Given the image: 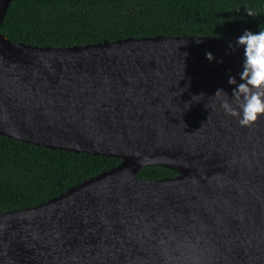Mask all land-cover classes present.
I'll use <instances>...</instances> for the list:
<instances>
[{
  "label": "water",
  "instance_id": "obj_1",
  "mask_svg": "<svg viewBox=\"0 0 264 264\" xmlns=\"http://www.w3.org/2000/svg\"><path fill=\"white\" fill-rule=\"evenodd\" d=\"M238 38L53 48L0 33V135L120 160L1 213L0 264H264V117L241 127L211 97L239 83ZM145 167L177 175L138 178Z\"/></svg>",
  "mask_w": 264,
  "mask_h": 264
},
{
  "label": "trees",
  "instance_id": "obj_2",
  "mask_svg": "<svg viewBox=\"0 0 264 264\" xmlns=\"http://www.w3.org/2000/svg\"><path fill=\"white\" fill-rule=\"evenodd\" d=\"M261 29L264 0H14L0 33L14 43L69 48L156 36L223 39ZM119 162L0 135V214L45 203ZM176 175L163 167L137 173L146 180Z\"/></svg>",
  "mask_w": 264,
  "mask_h": 264
},
{
  "label": "clouds",
  "instance_id": "obj_3",
  "mask_svg": "<svg viewBox=\"0 0 264 264\" xmlns=\"http://www.w3.org/2000/svg\"><path fill=\"white\" fill-rule=\"evenodd\" d=\"M249 17H255L252 8H245ZM235 47L243 48V60L237 78L230 76L228 83L233 85L231 95L223 89H218L214 97L220 103L221 109L230 116L237 117L241 127H251L261 117H264V29L258 33L245 31L237 40ZM209 62L214 60L212 54L206 53ZM199 96H204L200 94ZM195 97V96H193ZM231 97V99H230ZM235 101L237 108L232 106Z\"/></svg>",
  "mask_w": 264,
  "mask_h": 264
}]
</instances>
